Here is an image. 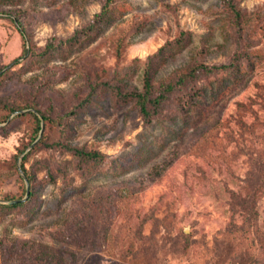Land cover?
I'll return each instance as SVG.
<instances>
[{"label":"rangeland","instance_id":"1","mask_svg":"<svg viewBox=\"0 0 264 264\" xmlns=\"http://www.w3.org/2000/svg\"><path fill=\"white\" fill-rule=\"evenodd\" d=\"M234 1L239 28L221 0H115L94 27L105 0H0V264H264V0ZM159 51L154 84L235 67L146 121L115 87Z\"/></svg>","mask_w":264,"mask_h":264},{"label":"trees","instance_id":"2","mask_svg":"<svg viewBox=\"0 0 264 264\" xmlns=\"http://www.w3.org/2000/svg\"><path fill=\"white\" fill-rule=\"evenodd\" d=\"M115 0H105L103 5L101 6V9L98 13L95 14V17L92 21V23L88 26H96L98 22H101L104 20L106 14L112 9L113 6H111L112 2ZM221 2L227 7L229 10L234 26L236 28L240 27L241 22V11L235 4L234 0H221ZM177 42H180L181 39L177 38ZM24 42V41H23ZM22 42V53H27L28 49L25 47L24 43ZM49 45L46 46V48ZM162 51V50H161ZM161 58L160 51L157 53H154L153 55L149 56L146 64L143 68V74H142V88L140 90H123L120 86L115 87V96L116 98L122 100L123 102H131L138 110V112L141 114L142 118L146 121H151L153 117H156L161 113V109L163 107H169L170 105H176L179 108H183L187 103L191 101L192 96L196 92V89L194 87H191V89L188 91L187 83L193 79L194 75L199 72H207L210 71L211 68H217V69H234L235 63L231 62L229 64H219V65H213V67L204 65V64H189L186 66H182L180 68L175 69V71L168 76L166 79H163L158 84H154L152 81V74L154 72V67L156 62L159 61ZM17 63V60H14L12 63ZM91 92H97L98 87L92 86ZM43 121L47 120V117L44 115V113H41ZM33 120H34V129L37 132L40 129V120L37 118V116L33 113L32 114ZM45 139V137L42 135L37 140V143H35L36 146H38V143ZM60 143V142H59ZM63 143H60V145ZM75 155H78L80 157L86 158L88 161L92 162H98L101 161L104 158V154L98 150H92V149H84L82 147H68ZM90 168H92L91 164L88 165ZM91 170V169H89ZM22 171L24 173V177L27 181L30 182L31 178L28 174V172L22 168ZM249 184V182H248ZM27 195L26 197H29L30 193L29 191H26ZM29 193V194H28ZM233 200L235 203H237V200L241 198L240 193L234 192L233 193ZM250 200H245V205H243V208H248L246 212L249 214V217H252V227L255 225L256 220V212L253 210V204H254V196H249ZM10 202L4 204L6 207H15V206H21L25 204V201H20L18 199H14L12 197L8 198ZM241 201V200H240ZM248 202V204H247ZM229 226H227L229 229H232L234 225L232 222L228 223ZM240 231L244 230L242 226H236ZM137 230L140 231V225L137 226ZM257 231V229H255ZM245 232V231H244ZM237 234V233H236ZM260 231H257L255 233L258 242H259V252H261L259 256L264 257V235H262ZM243 235V234H241ZM245 236V235H243ZM235 240L232 239V243L234 245L236 244L234 242ZM238 244V243H237ZM236 244V245H237ZM247 256V259L252 260L253 262H256V258L249 253H245Z\"/></svg>","mask_w":264,"mask_h":264},{"label":"water","instance_id":"3","mask_svg":"<svg viewBox=\"0 0 264 264\" xmlns=\"http://www.w3.org/2000/svg\"><path fill=\"white\" fill-rule=\"evenodd\" d=\"M27 191V190H26Z\"/></svg>","mask_w":264,"mask_h":264}]
</instances>
